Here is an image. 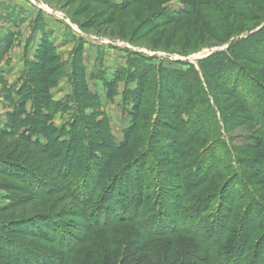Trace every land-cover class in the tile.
<instances>
[{"label": "rangeland", "instance_id": "1", "mask_svg": "<svg viewBox=\"0 0 264 264\" xmlns=\"http://www.w3.org/2000/svg\"><path fill=\"white\" fill-rule=\"evenodd\" d=\"M11 1L16 3L3 8L4 16L0 20V130L5 128L11 113L23 101L22 114L31 117L30 122L34 109L48 113L47 125L57 128L58 132L52 133L56 141L51 140L50 151H43L39 146L46 140L41 134L37 137L38 144L30 139L32 133L29 137L17 130L0 134V159H3L0 160V219L49 213L56 216L61 225L79 232L76 223H84L86 217L79 215L84 210L73 198L72 186L39 197L36 191H29L35 187L22 170L31 168L40 172L39 169L57 168L61 157L51 160L50 157L62 149L57 144L59 133L68 128L64 129V134H68L73 123L77 129L81 127L85 131L87 127V133L93 137L92 129L99 128L94 125L101 122L100 129L107 133V138L103 136L102 139L110 145L112 141L114 145L121 143L125 133L134 130L132 147L141 144L142 151L149 149L157 159L151 176L154 185L157 180L168 179L164 186L174 193L169 199L164 197L163 203L167 199L169 202L168 211L173 210V205L178 202L182 209L188 207L195 198L202 199L201 204L205 206L211 203L205 213L216 211L218 193L236 171L235 165L240 166L245 177L261 189L258 194L264 200V172H256L244 165L245 159L261 158L264 154V124L247 116L226 90L199 71L201 85L207 92L203 101L197 102L200 93L190 103L188 100L181 102L180 110L186 111L182 119L191 117L195 111L197 115L193 117L197 119L196 131L192 132L190 120L187 135H183L182 129L175 128L174 104L159 81L162 73L169 70L187 69L189 65L198 70L199 60L212 53L223 52L232 60V55L237 52L243 57L237 63L254 73L264 85V64L253 56L245 57L248 56L244 54L243 46L246 45L242 43L247 39L254 43L255 37L264 33V0H200L204 8L201 22L179 24V21L166 27L158 23L175 15V10L181 8L180 0L162 5L153 0H141L128 7L122 0ZM46 49L50 59L45 61V72L41 63ZM144 69L149 72L143 92V110L134 124L132 91L139 89L135 73ZM27 73L32 77L31 84L26 80ZM30 85H33L32 89ZM259 95L257 93L255 98L261 101ZM47 96L48 106L45 105ZM100 138L92 139L97 142ZM88 139L90 141V137ZM172 140H179L180 145H173ZM163 143L168 144L167 147ZM209 149L211 156L207 165L212 170L210 176L204 184H197L198 187L189 185L186 189L189 194H184L178 185L187 183L188 167ZM81 150L79 146L76 164L84 162ZM110 150L107 149V153ZM7 161L21 166H9ZM180 173L181 178H178L176 175ZM129 175L132 179V170ZM47 177L52 184L65 185L58 171L51 170ZM237 188L236 210L241 213L249 203V196L245 189ZM210 195L217 199L207 201ZM196 227L200 232L201 228ZM116 229L94 227L90 230L97 239V248L109 247L114 231L119 232ZM115 237L121 236L117 234ZM12 238L24 244L37 241L23 234ZM84 247L92 253L89 245Z\"/></svg>", "mask_w": 264, "mask_h": 264}, {"label": "trees", "instance_id": "2", "mask_svg": "<svg viewBox=\"0 0 264 264\" xmlns=\"http://www.w3.org/2000/svg\"><path fill=\"white\" fill-rule=\"evenodd\" d=\"M138 1L141 0H122V3L128 7ZM153 1L162 5L171 0ZM180 1L181 8L175 10V15L158 24L166 27L172 22L180 21L179 24L201 22L204 16L201 1ZM255 38L253 44L248 39L242 42L246 45L243 46L244 54L248 55L245 57L253 56L260 60L259 63L264 64V33ZM44 53L41 68L46 72L45 61L50 59V55L48 49ZM240 58L242 60L243 57L237 52L232 55V60L223 52H215L199 60L198 70L195 66L189 65L187 69L179 68L162 73L159 81L165 86L174 104L172 116L175 118V128L182 129L183 135L186 134L187 123L190 120V126L194 130L192 132L196 131L194 126L197 119L193 117L197 115L195 111L191 117L182 119L186 111L180 110L181 102L188 100L190 103L193 98L199 97L200 93L201 99L199 97L197 102L205 100L204 95L207 91L201 85L199 71L205 78H209L213 83L217 82L226 90L247 116L254 117L264 124V85L254 73L241 63H237ZM148 72L144 69L135 73L139 89L132 91V100L135 103L134 109L131 110L135 118L134 124H137V119L142 115V99ZM26 80H30L31 84L32 77L29 73ZM32 88L33 85H30V89ZM46 88L47 86L45 90ZM114 93L115 91L110 92V96ZM257 93L260 94L261 101L256 100ZM47 99L45 105L48 106V96ZM74 102L77 105L76 96ZM24 107L23 101L17 105L16 111L11 113V118L6 122L5 128L0 130V134L17 130L29 137L32 133L30 139L36 144L39 143L37 137L41 134L46 136V140L39 146L43 151H50L51 140L56 141L52 133H57V128L52 129L47 125L48 118L46 120L45 118L48 113L36 112L35 109L33 120L30 122L31 117L22 114ZM100 126L101 122L94 125L99 128L92 129L93 137L87 133L89 130L87 127L85 131L81 127L77 129L76 123L69 126L68 134H64V129L68 128H63L59 133L57 144L62 149L53 153L50 160L58 156L62 160L57 162V168L51 170L59 172V178L65 181V185L51 183L47 177L51 170L39 169L40 172H35L31 168L22 169L29 175L30 183L35 187V190L29 191L33 193L36 191L39 197L50 196L72 186L73 198L84 210L79 215L83 214L81 216L86 217L84 223H76L79 232L65 224L61 225L59 219L49 213L40 212L15 219H0V264H264V200L262 195L258 194L261 189L245 177L240 166L235 165L236 171L218 193L219 204L216 211L205 213L209 211L211 203L205 206L201 204L202 199L198 201V198H195L188 207L182 209L181 203L178 202L173 205V210L170 208L168 211L167 201L174 193L164 186L168 179L157 180V185H154L151 176L157 159L153 153L147 148L142 151L141 144L132 147L134 143L131 135L134 130L127 131L121 143L114 145L112 141L110 145V142L102 139L103 136L107 138V133L105 129H100ZM103 132L105 135H102ZM92 138L101 140L94 142ZM262 138L264 140V136ZM172 142L177 147L180 145L179 140ZM94 145L96 150L93 148ZM167 145L163 143L164 147ZM79 146L82 148L81 152H84L83 164L75 162ZM97 147L102 150H98ZM109 148L111 150L107 153ZM210 151L209 149L203 152L201 158L193 161L188 167L191 177L188 175L186 184L178 185L184 194H189L186 191L189 185L194 188L197 184L201 185L207 181L212 171L207 165L211 156ZM244 161V165L254 171L264 172V154L261 158L250 157ZM7 163L18 168L21 166L11 161ZM131 170L132 179L129 175ZM176 176L181 178V173ZM68 178L71 179L66 181ZM131 184L133 190L130 189ZM237 187L245 189L249 196V203L241 213L236 210L235 200L239 190ZM165 196L168 199L164 204ZM214 196H207L206 200L211 202L216 198ZM196 226L201 228L200 232ZM94 227H115L121 237H115L117 234L114 231L115 236L110 240V246L97 248V239L90 232ZM22 234L30 239H36V243L29 242L28 245L12 238ZM85 244L90 246L92 253L87 252Z\"/></svg>", "mask_w": 264, "mask_h": 264}, {"label": "crops", "instance_id": "3", "mask_svg": "<svg viewBox=\"0 0 264 264\" xmlns=\"http://www.w3.org/2000/svg\"><path fill=\"white\" fill-rule=\"evenodd\" d=\"M9 3H16V1L0 0V20H2L1 16H4L2 12L5 10L3 8H5L6 5H9Z\"/></svg>", "mask_w": 264, "mask_h": 264}, {"label": "bare ground", "instance_id": "4", "mask_svg": "<svg viewBox=\"0 0 264 264\" xmlns=\"http://www.w3.org/2000/svg\"><path fill=\"white\" fill-rule=\"evenodd\" d=\"M10 5V4H9Z\"/></svg>", "mask_w": 264, "mask_h": 264}]
</instances>
